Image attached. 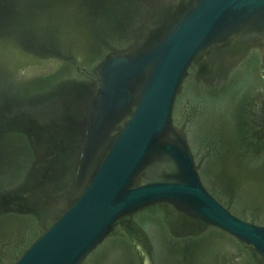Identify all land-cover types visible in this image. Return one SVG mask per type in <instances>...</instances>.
Returning <instances> with one entry per match:
<instances>
[{
	"label": "water",
	"instance_id": "obj_1",
	"mask_svg": "<svg viewBox=\"0 0 264 264\" xmlns=\"http://www.w3.org/2000/svg\"><path fill=\"white\" fill-rule=\"evenodd\" d=\"M0 264H264V0H0Z\"/></svg>",
	"mask_w": 264,
	"mask_h": 264
}]
</instances>
